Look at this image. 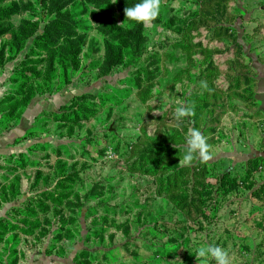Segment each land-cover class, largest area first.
I'll use <instances>...</instances> for the list:
<instances>
[{"label": "rangeland", "instance_id": "1", "mask_svg": "<svg viewBox=\"0 0 264 264\" xmlns=\"http://www.w3.org/2000/svg\"><path fill=\"white\" fill-rule=\"evenodd\" d=\"M111 2L0 0V264H264V0Z\"/></svg>", "mask_w": 264, "mask_h": 264}, {"label": "clouds", "instance_id": "2", "mask_svg": "<svg viewBox=\"0 0 264 264\" xmlns=\"http://www.w3.org/2000/svg\"><path fill=\"white\" fill-rule=\"evenodd\" d=\"M111 3H116V0H112ZM160 5L161 0H139L132 6H127L124 9V15L130 21L145 24L151 23L158 17ZM201 87L207 89V84L201 82ZM174 115L177 120L191 117L193 109L191 107L178 106L175 108ZM208 148L209 145L201 131L194 127L190 128L186 137V150L180 157L179 163L182 160L185 165H189L192 163L194 156L207 159ZM195 253L196 259L211 257L215 264H229L227 251L219 246H199L195 249ZM201 264H207L206 259H201Z\"/></svg>", "mask_w": 264, "mask_h": 264}, {"label": "crops", "instance_id": "3", "mask_svg": "<svg viewBox=\"0 0 264 264\" xmlns=\"http://www.w3.org/2000/svg\"><path fill=\"white\" fill-rule=\"evenodd\" d=\"M255 91L257 92V99L263 100L261 97H264V72L258 76V85Z\"/></svg>", "mask_w": 264, "mask_h": 264}]
</instances>
